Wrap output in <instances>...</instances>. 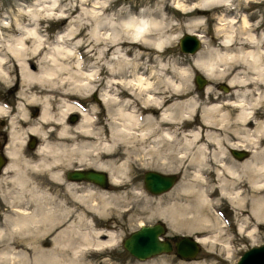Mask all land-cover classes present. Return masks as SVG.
Here are the masks:
<instances>
[{"label": "bare ground", "instance_id": "bare-ground-1", "mask_svg": "<svg viewBox=\"0 0 264 264\" xmlns=\"http://www.w3.org/2000/svg\"><path fill=\"white\" fill-rule=\"evenodd\" d=\"M232 1L172 3L173 8L184 13H198L189 18L185 32H196L195 27L202 21L200 14L204 10L216 7L222 10L213 15L217 46L207 45L196 50L192 67L212 80L224 76L226 83L233 87V96L223 100L215 96L203 104L200 113V103L189 84V66L172 63L164 66L160 58L153 56L157 66L148 72L156 81L151 82L150 77L144 75L145 60H137L145 54L142 49L150 47L156 52L161 51L180 35L172 33L173 22L166 16V4L152 8L143 6L136 13L124 11L119 18L103 14L106 2L100 0L93 1L90 7L83 6L86 0H81L73 7L77 9L72 15V7H60L57 0H35L27 7L19 8L29 22L23 24L15 19L18 33L8 38L0 36V80L10 81L7 65L12 62L20 81L19 97L36 102L41 111L23 129L15 125L18 118L15 116H23V106L18 107L14 115L6 116L9 139L5 154L9 161L1 172L3 181L0 184L10 181L20 189L28 181V175L26 180L17 177L23 175L21 172L22 175L16 176L14 172L6 177L9 170H16V161L22 159V164L44 172L48 179L63 185L71 193L76 207L64 203L55 211L47 206L51 195L46 190L38 192L32 187L26 198L19 190L13 191L9 199L0 196L3 205L0 209V264H80L78 256L85 249H101L112 244L116 238L114 232L93 227L78 205L87 206L97 216L103 215L110 195L99 190L95 194L90 185L85 187L74 180H62L61 169L74 164V167L91 166L105 170L109 183L117 184L129 168L132 154L136 158L142 154L156 160L162 165L159 170L178 167L182 175L189 174L187 168L192 167L190 180H181L176 190L170 192L175 194L174 199L164 203L159 207L160 213L157 212L170 226L176 229L180 217L192 220L194 229L205 230L206 234L197 236L200 244H221L225 256L234 254L228 237L221 240L218 218L205 211L213 203L211 193L215 189L240 211L235 230L250 243L256 241L255 233L264 228V111L262 119L258 120L253 117L252 110L264 101V92L255 91L252 100L244 99L242 94L249 91L244 86L246 82L264 83V49L261 46L264 39L263 34L256 37L253 29L248 28L245 14L240 16L241 25L235 26L239 15L233 10ZM38 16H57L65 20L52 42L44 40V33L37 26ZM87 17L91 18L90 22ZM7 24L8 21L0 20V31L1 26L6 28ZM197 35L206 44L203 35ZM85 42L86 46L90 45L89 49H94L93 64L83 63V56L77 51V47ZM241 68L250 76L239 75ZM239 88H242V96ZM55 91L60 95L56 105L52 102ZM204 91L212 94L211 86H205ZM89 93L96 94L97 105L105 107L108 113L107 139L101 137L100 127L94 128L95 106L84 108L78 103ZM132 98L139 100L140 112L132 105ZM4 108L1 105L0 112L5 111ZM71 113L78 114L77 122L67 121ZM197 116L196 127L187 131L182 128L183 122H195ZM49 130L55 132L59 142L47 140ZM27 132L36 134L42 141L34 150L35 157L28 160L20 155ZM65 135L68 143L61 142ZM118 146L121 151L116 153ZM235 148L247 150L248 156L241 161L232 160L227 151ZM70 213L74 222L68 220ZM85 220V224L90 225L83 229L79 222ZM42 233L46 234L41 236ZM45 239L46 246L43 245Z\"/></svg>", "mask_w": 264, "mask_h": 264}, {"label": "rangeland", "instance_id": "rangeland-1", "mask_svg": "<svg viewBox=\"0 0 264 264\" xmlns=\"http://www.w3.org/2000/svg\"><path fill=\"white\" fill-rule=\"evenodd\" d=\"M35 0H0V18L1 20L8 21V26H5L6 28H3L1 26V35L3 38H8L9 35L17 34L15 27V19L19 20V22H23V24L28 23L29 20L27 16L22 13L19 8L27 7L31 5ZM95 0H86L82 5L85 7H90ZM105 1L106 5L102 8L103 14H112L114 17L119 18L123 15L124 11L136 13L141 7L143 6H149V7H155L159 4H166V16L170 19L169 21L173 22L172 27V33H180V35L185 32V24H187L189 21V18L195 15V11H190L187 13L182 12L179 9L173 8L172 3L182 0H100ZM191 0L186 1L185 3H189ZM234 1V2H233ZM232 5H234L233 10L236 11L235 13L239 16L236 17L235 26L239 27L241 25V10L242 9H249L254 10L256 12L254 19L249 22L248 28L253 29L254 33L256 34V37L259 34H263L262 38L264 39V0L259 1H253V2H243L242 0H233ZM58 5L61 7H72V11L70 15L74 14L76 12L77 8H73L74 6H77L81 3V0H57ZM184 2V1H183ZM235 3V4H234ZM122 6V8H121ZM126 8V9H125ZM251 8V9H250ZM70 9V8H69ZM217 9V10H216ZM236 9V10H235ZM222 11L221 8L216 7L212 10H204L203 13H201L202 21L196 25V32L203 35L204 41H206V44L201 41L200 39V46L198 48H206L207 45L210 47L217 46V33L215 31L216 29V21L213 18L214 13H218ZM212 12V13H211ZM238 12V13H237ZM198 14V13H196ZM203 15V16H202ZM67 19V18H66ZM70 19V18H69ZM37 20V26L40 29L42 33L45 35H48L47 37L50 38L51 34H53L52 39L54 38L55 34L61 30V27L64 25L65 20H61L60 18L52 17V16H38ZM58 20H60V23H58ZM88 22H90L91 18L87 17ZM239 34V33H238ZM178 35V37L180 36ZM171 41L170 43L166 44L163 50L156 52L154 49L148 47L144 50L142 49L145 54H143L142 59L137 60H145L144 66H146V72L144 73L145 76L150 77L151 82H155V78L153 77L152 73L150 74L148 71L152 68H154L155 62L152 59L153 56H156V58H160V61L165 64L164 66L170 65L171 63L176 66L180 67H187L189 66L191 69V73L189 74L191 78H189V84L193 90L192 94L198 98L200 109H198L199 113L202 109L203 104H207L210 100L212 101L215 96H217L218 100H223L224 98H232L233 96V87L231 85H228L227 89L224 90L220 84L223 83L225 85L226 78L224 76H219L215 79H209L206 76L203 75V73L199 72L196 68L192 67L193 63V53L188 52H181L178 48L177 40ZM50 41V40H49ZM52 42V41H51ZM202 45V46H201ZM261 46L264 49V40L261 41ZM90 45L86 46V42L84 45L78 46L77 51L81 54V57L83 59V63L86 65L93 64L95 62V59L92 56L95 52L94 49H89ZM83 49V50H82ZM89 49V50H88ZM88 50V51H87ZM197 50V51H198ZM150 52V53H149ZM157 53V54H156ZM79 54V55H80ZM160 56H159V55ZM134 55V54H133ZM151 55V56H150ZM146 56V57H145ZM162 56V57H161ZM149 60V61H148ZM175 60V61H174ZM167 62V63H166ZM176 62V63H175ZM175 63V64H174ZM149 64V65H148ZM7 67L10 69L9 73L10 75L14 71V64L12 62H9ZM242 73L240 72L239 75L247 77L250 76V73L246 71L244 68H241ZM16 71V69H15ZM17 73V71H16ZM199 73L201 76H203L206 79V85L205 86H211V93L207 94L204 91V87L197 88L196 84L194 82V74ZM244 73V74H243ZM248 74V75H247ZM12 80V79H11ZM10 80V81H11ZM9 82V81H8ZM8 82H5L8 84ZM257 83V84H256ZM7 84L5 86H7ZM234 88H237L235 85H233ZM245 88L249 91H241L239 88L240 95L243 92L244 99L246 100H252L253 97H255L254 92L257 90H261V93H263L264 89V83L254 82V81H248L244 85ZM259 87V88H258ZM254 88V89H253ZM256 88V89H255ZM250 94H249V93ZM56 95L54 96L53 104H57V100L60 97L59 92L55 91ZM94 94V93H93ZM87 94L84 98H81L80 101H78L79 105L83 106L84 108H88L89 105L95 106V111L93 113V125L94 128L100 127L101 129V137L104 139H107V126H106V115L108 114L106 112L105 107H101L100 105H97V102L91 99V95L88 96ZM250 95V96H249ZM133 102L132 105L139 111L141 108V105L139 104L138 99L132 98ZM77 102V100H76ZM19 104H17L18 106ZM264 101L258 103L256 106H254L252 110V115L255 119H262L263 111H264ZM261 107L263 109H261ZM102 112H99L100 110ZM258 110V111H257ZM262 110V111H261ZM197 111V112H198ZM96 112H99L98 114ZM140 112V111H139ZM79 119V118H78ZM78 121V120H77ZM198 116L197 120L195 119V122H183L182 128L184 130H190L197 126ZM194 123V124H193ZM74 138V137H73ZM75 139V138H74ZM164 148V146H163ZM119 149V150H118ZM120 146H118L115 150L116 153H119ZM235 149H243V148H235ZM21 150V157L24 156V159L28 160L29 157H35L34 153L30 151H26L23 149ZM227 153L229 154L230 158L234 161H241V158L235 157L231 151L228 149ZM32 154V155H31ZM247 154L244 156H248ZM139 158L133 157V154L131 155L129 168L125 171L124 175L121 176L120 181L117 184L109 183L107 187L102 188L98 187L96 185H93L91 183L87 182H81V184L85 187L89 186L92 187L94 192L103 191L105 192V195H110V197H107V199H110V203L107 204V211L103 215H95L92 211H90L87 206H81L79 207L83 209L85 212V219L91 220V225L97 229L100 230H112L115 235V239L107 247L101 248V249H90L87 248L83 251V253L78 256V261L81 262L80 264H190V263H201V264H234L235 260L239 256V254L246 249L251 244H259L264 242V228H260L259 231L255 233L256 241L254 243H250L248 238H244L241 233H238L235 230V223L236 220L240 218V211L238 208H233L229 202L221 196V194H218L216 192L217 190H213L211 193L212 197V204L209 207L205 208L206 214L209 213V216H213L218 218L219 226L221 227V240H225L227 237L229 239V244L232 247L234 254H231L230 256H225L223 254V251L221 250V244L216 245L215 243H207V244H200V249L194 256V258L189 260L184 259H178L176 255L171 251L169 252H162L156 255L151 256L150 258H147L145 260H137L136 258L132 257L123 247L121 244L122 238L126 236L129 232L137 228V226L140 223H153L157 220H163L164 224L167 226L168 233H184V234H206L205 230L198 229L197 227L194 229L192 220L188 221L186 218H179L180 222L177 224L176 229L175 227L170 226L168 221L162 219L157 214L160 213L161 206L174 199L175 194H170V192L179 186V183L182 181H189L190 180V172L192 171V167L188 166L187 172L182 175V170L180 168H173V169H160L159 170V164L156 160H152L150 158H146L144 155L139 154ZM141 156V157H140ZM143 156V157H142ZM145 160H144V159ZM136 159V160H135ZM138 159V161H137ZM149 159V160H148ZM141 160V161H140ZM148 160V161H147ZM9 161V160H8ZM137 161V162H136ZM145 161V162H144ZM136 162V163H135ZM185 163V162H184ZM18 164V165H17ZM74 164V163H73ZM16 170L13 169L9 170L8 174H6V177L9 178L14 172L15 175L20 177L24 180L28 178V181L26 180L22 186H20V189L13 184L10 181H7L6 183L0 184V196L6 197L9 199L11 195L14 194L13 191L17 192L19 190V193L22 195V197L25 198L29 197V188H35V191H45L50 196L49 199H47V206L53 207L55 211H58L61 204L69 205L70 207L75 206V201L70 195L71 193L66 191L63 187V185L58 184L57 182H53L46 174L42 171H37V169H32L30 166L22 164V159H18L16 161ZM20 165V166H19ZM76 165V164H74ZM69 165L68 169L71 168ZM162 166V165H161ZM20 168V170H18ZM157 170L161 172H173L177 175L176 182L165 192H162L160 194H149L146 189L143 187V172L145 170ZM19 171L18 172L16 171ZM22 170V171H21ZM21 172V173H20ZM25 172V175H24ZM17 173V174H16ZM127 174V175H126ZM209 178H212L211 172L207 173ZM9 175V176H7ZM25 178V176H27ZM1 176V174H0ZM125 176V177H124ZM6 181V180H5ZM7 184V185H6ZM13 184V185H12ZM57 184V186H56ZM210 184H212V181H210ZM213 183L212 185H214ZM15 185V186H14ZM35 186V187H34ZM23 187V188H22ZM14 190H13V189ZM25 188V190H24ZM10 189V190H7ZM12 189V190H11ZM16 189V190H15ZM23 189V190H22ZM44 189V190H43ZM28 190V192H27ZM25 191V192H24ZM5 193V194H4ZM96 194V193H95ZM178 194V193H177ZM114 196V198H113ZM72 197V198H71ZM173 197V198H172ZM180 198H183V196H179ZM223 197V198H222ZM172 198V199H171ZM51 199V200H50ZM170 199V200H169ZM216 199V200H214ZM46 205V204H45ZM214 206V207H213ZM56 207V208H55ZM84 207V208H82ZM160 207V208H159ZM3 208L2 202L0 201V209ZM86 208V209H85ZM159 210H155L158 209ZM211 208V209H210ZM238 209V210H237ZM237 214V215H236ZM208 215V214H207ZM71 216V217H70ZM238 216V217H237ZM72 219V220H71ZM185 219V220H184ZM68 220L74 222L73 214L70 213L68 215ZM93 220V221H92ZM87 220L80 221L79 226L83 229H86L88 225L85 224ZM188 221V222H187ZM82 222V223H81ZM182 222V223H181ZM188 223V224H186ZM191 224V225H190ZM178 225L180 228H178ZM183 226V227H182ZM189 226V227H186ZM174 229H172V228ZM178 228V229H177ZM190 228V229H189ZM194 229V230H193ZM193 230V231H192ZM197 230V231H196ZM223 230V231H222ZM191 231V232H190ZM261 231V232H260ZM46 234V233H44ZM42 233L41 236L44 235ZM46 236V235H45ZM47 237V236H46ZM258 238V239H257ZM223 242V241H221ZM21 244V245H20ZM23 243L19 241V245L21 248L24 249ZM44 246L47 245V241L45 239ZM71 254L68 252V256ZM16 263V262H15ZM16 264H23V263H16Z\"/></svg>", "mask_w": 264, "mask_h": 264}, {"label": "water", "instance_id": "water-1", "mask_svg": "<svg viewBox=\"0 0 264 264\" xmlns=\"http://www.w3.org/2000/svg\"><path fill=\"white\" fill-rule=\"evenodd\" d=\"M181 52L193 53L200 46V38L196 32H184L177 40ZM194 82L197 88L206 84V79L199 73L194 74ZM224 90L226 86L221 85ZM231 153L242 158L246 155L245 150L231 149ZM2 160V159H0ZM69 180H85L100 187H107L108 175L104 170L96 168L74 167L66 171ZM177 180L173 172H161L157 170H145L143 172V186L152 194L167 191ZM164 233L162 221L153 223H140L137 228L129 232L122 239V247L138 260H144L153 255L168 252L171 244L167 239L161 238ZM200 248L196 235L183 234L174 243V251L177 256L185 259L193 258ZM234 264H264V242L251 244L244 249Z\"/></svg>", "mask_w": 264, "mask_h": 264}, {"label": "flooded vegetation", "instance_id": "flooded-vegetation-1", "mask_svg": "<svg viewBox=\"0 0 264 264\" xmlns=\"http://www.w3.org/2000/svg\"><path fill=\"white\" fill-rule=\"evenodd\" d=\"M182 1L186 2L188 0H182ZM249 2H251V1H249ZM248 10L249 9H242L241 10V13L245 14L248 22H251V20L254 19V16H255L256 12H254V10H250L248 12ZM47 36L48 35H45L44 36V40L46 42L53 41V39H52L53 34H51L50 38L47 37ZM8 75H9V73H8ZM9 78H10V80L11 79L12 80L8 82L7 86H5L6 83L4 81H1L0 80V106L2 105V106L5 107L4 108L5 111L0 112V159H2V160H0V174H1L4 166L8 162L7 161V158L8 157L5 154L6 146L8 144V139H9V135H8V131H7L8 118L6 116L9 115V114L10 115H12V114L14 115L16 113V111H17V108L23 106V110H24L23 116L22 117H20L18 115L15 116V117H18L15 120L16 127L18 126L17 128H19V129L22 128L23 129V128H25L27 126V124H29L30 122H32L33 119H35L36 117H38V115H39V113L41 111L40 105L37 104L36 102H34V101H30L29 102L26 99H21L19 97L20 81H19V78H18V76L16 74L15 69L12 72L11 77L9 75ZM88 96H90L93 101L95 100L97 102L96 94L89 93ZM17 104H19V105L17 106ZM25 109H27V110H25ZM98 110H100V109L98 108ZM6 111H7V114H6ZM99 112H102V110H100ZM99 112H96V113L98 114ZM24 115H26V116H24ZM67 118H68L67 121H69L71 123H75V122H77L79 116H78V114L71 113L69 116H67ZM25 137H26V139H25ZM25 137H24L23 143L20 146V148L23 149V150L30 151V152H33L34 153V150L42 142L41 141V137H39L36 134L31 133V132H27L25 134ZM46 137H47V140H49L51 142H59V140L56 139L57 138V135L52 130H49L46 133ZM50 137H52V139H49ZM61 142L68 143V138H67L66 135L63 136ZM74 166H76V165H74ZM74 166H71L70 169H72ZM81 167L87 168V167H91V166H85V167L84 166H81ZM70 169H68V166L64 167V169H61V172H62V180L63 179L68 180V178L66 177V171H68ZM2 181H3V179L1 177L0 183H2ZM75 182L81 184V182H87V181L75 180ZM87 183H89V182H87ZM146 191L149 194H151L148 190H146ZM163 226H164V233L162 234V238L163 239H167L170 242V244H171V250L176 255V253L174 251V243L184 233H176L175 232L173 234H169L168 233L167 226L165 224H163ZM176 257L178 259L189 260V259L181 258V257H179L177 255H176Z\"/></svg>", "mask_w": 264, "mask_h": 264}]
</instances>
